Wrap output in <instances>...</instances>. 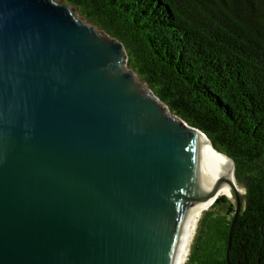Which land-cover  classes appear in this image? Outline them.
Instances as JSON below:
<instances>
[{
	"label": "water",
	"instance_id": "water-1",
	"mask_svg": "<svg viewBox=\"0 0 264 264\" xmlns=\"http://www.w3.org/2000/svg\"><path fill=\"white\" fill-rule=\"evenodd\" d=\"M124 61L61 0H0V264H176L209 174L234 229V163Z\"/></svg>",
	"mask_w": 264,
	"mask_h": 264
},
{
	"label": "trees",
	"instance_id": "trees-1",
	"mask_svg": "<svg viewBox=\"0 0 264 264\" xmlns=\"http://www.w3.org/2000/svg\"><path fill=\"white\" fill-rule=\"evenodd\" d=\"M61 1L121 42L127 68L234 163V229V203L205 207L185 264H264V0Z\"/></svg>",
	"mask_w": 264,
	"mask_h": 264
},
{
	"label": "bare ground",
	"instance_id": "bare-ground-1",
	"mask_svg": "<svg viewBox=\"0 0 264 264\" xmlns=\"http://www.w3.org/2000/svg\"><path fill=\"white\" fill-rule=\"evenodd\" d=\"M123 58H124V56H123ZM124 60H125V58H124ZM125 67H126V61H124V70H126ZM204 142L206 144V147H207L208 151L212 155L219 156V157H224V156L220 155L219 153H217L213 148H211L210 144L208 143V141L206 139H204ZM224 158H226V157H224ZM228 162L231 165V168H230V175H231L232 172H233V164L231 163L230 160H228ZM230 178L234 179L231 176H230ZM218 181H219V179L216 176L210 175V174L203 179V181H202V183H201V185H200V187L198 189L197 195H196V198H197L199 203H197V204L194 203L193 204L191 217H190V220H189V228H187L188 230H187V232H186V234H185V236L183 238V241H182L183 249L181 251V254L179 255V258L177 259V263L176 264H185L186 263L188 255H189L191 244H192V242L194 240L197 224H198V221H199V219L201 217L200 215L202 213V209L205 206V205H203L201 203H207L209 201V199H211L213 191H214V188H215L216 183ZM233 181H235V179ZM238 190L242 191V190H240L239 187H238ZM222 193H223V195H225L224 190L222 191ZM208 207H210V206H206V208H208Z\"/></svg>",
	"mask_w": 264,
	"mask_h": 264
},
{
	"label": "rangeland",
	"instance_id": "rangeland-1",
	"mask_svg": "<svg viewBox=\"0 0 264 264\" xmlns=\"http://www.w3.org/2000/svg\"><path fill=\"white\" fill-rule=\"evenodd\" d=\"M125 68H126V70H128V68H127V67H125ZM240 190H242V189L240 188ZM205 207H206V206H204V207H203V209H204ZM203 209H202V210H203Z\"/></svg>",
	"mask_w": 264,
	"mask_h": 264
}]
</instances>
